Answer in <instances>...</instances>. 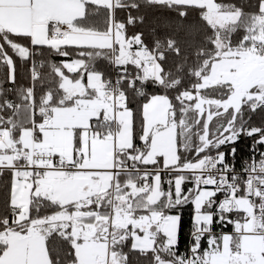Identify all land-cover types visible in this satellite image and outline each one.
I'll list each match as a JSON object with an SVG mask.
<instances>
[{"label": "snow or ice", "instance_id": "snow-or-ice-1", "mask_svg": "<svg viewBox=\"0 0 264 264\" xmlns=\"http://www.w3.org/2000/svg\"><path fill=\"white\" fill-rule=\"evenodd\" d=\"M0 67V264H264V0H0Z\"/></svg>", "mask_w": 264, "mask_h": 264}, {"label": "trees", "instance_id": "trees-1", "mask_svg": "<svg viewBox=\"0 0 264 264\" xmlns=\"http://www.w3.org/2000/svg\"><path fill=\"white\" fill-rule=\"evenodd\" d=\"M133 15H136L135 10H132ZM143 15H146L148 18V23L146 25L140 26V25H129L128 26V34L131 35L133 32H138V31H144L145 32V39L146 41L151 44L153 37L151 35V28L153 26H156V32L157 35L163 37V35L165 34V32L169 31L170 29H168L166 27V21L168 19H175V14L173 13H168V12H164L162 10H148L147 12L141 13ZM126 11H118V19L124 21L126 20ZM159 20L161 21V23H159V25H156V21ZM38 60L40 59L39 57L37 58ZM47 60H50L51 62L57 63L59 64L62 60H65L67 58L64 57H58V56H50V57H46ZM39 71H41L46 77H48L49 79L51 77H49V73H50V68H48L47 66H45V68L43 69H38ZM17 86L20 87H28L30 86V75H29V71H28V66H20L19 62H18V68H17ZM5 73H6V69H4L3 67H0V80H3L5 78ZM148 92L151 93L153 91V89L151 87H149ZM39 91V90H38ZM10 99H16L15 95H10L9 97ZM140 98H137V103H140ZM134 108L137 107V104H133L132 105ZM247 118V115H246ZM251 124L255 125V126H262V118L259 116H253L252 120L250 121ZM253 145V138H249V137H244L239 144L237 145L238 148V152H240L243 155L248 154V151L250 149V147ZM6 178H0V203H2L3 200V196H4V181ZM164 187L166 188L167 185L165 184ZM185 188L187 187H191L190 184H185L184 186ZM180 214L182 217V245L181 248H185L187 246L186 241L188 240L189 236V231L191 228V222H192V217H193V206L192 205H186L183 209L180 210ZM142 264V261H141Z\"/></svg>", "mask_w": 264, "mask_h": 264}, {"label": "built area", "instance_id": "built-area-1", "mask_svg": "<svg viewBox=\"0 0 264 264\" xmlns=\"http://www.w3.org/2000/svg\"><path fill=\"white\" fill-rule=\"evenodd\" d=\"M251 147L248 151V154L246 155H243L237 151V159L235 161V164L238 170L241 169L247 162H249V157L252 155ZM259 151H264V148H259ZM259 151H257L255 154V158L257 159V161L259 160ZM228 159H231V157H228Z\"/></svg>", "mask_w": 264, "mask_h": 264}, {"label": "rangeland", "instance_id": "rangeland-1", "mask_svg": "<svg viewBox=\"0 0 264 264\" xmlns=\"http://www.w3.org/2000/svg\"><path fill=\"white\" fill-rule=\"evenodd\" d=\"M213 123H215V121Z\"/></svg>", "mask_w": 264, "mask_h": 264}]
</instances>
